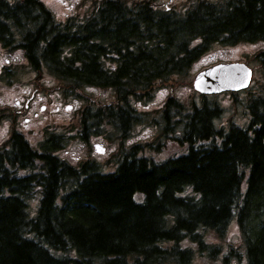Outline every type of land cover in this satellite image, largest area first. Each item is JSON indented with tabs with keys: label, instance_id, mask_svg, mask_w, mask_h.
Returning <instances> with one entry per match:
<instances>
[{
	"label": "trees",
	"instance_id": "16d2710c",
	"mask_svg": "<svg viewBox=\"0 0 264 264\" xmlns=\"http://www.w3.org/2000/svg\"><path fill=\"white\" fill-rule=\"evenodd\" d=\"M159 2L92 0L59 22L40 0H0L2 48L82 102L69 132L0 145V264H264V85L230 95L241 123L215 124L216 96L142 109L215 46L264 44V0ZM247 59L264 74V50ZM144 127L154 138L126 145ZM91 136L115 143L114 172L60 157Z\"/></svg>",
	"mask_w": 264,
	"mask_h": 264
},
{
	"label": "rangeland",
	"instance_id": "374dc122",
	"mask_svg": "<svg viewBox=\"0 0 264 264\" xmlns=\"http://www.w3.org/2000/svg\"><path fill=\"white\" fill-rule=\"evenodd\" d=\"M47 8L48 10L53 14L56 20H62L63 16L67 17L68 15H73L77 14L79 12L84 13L87 8H89V4L91 0H40ZM164 1H169V0H162ZM176 1H182V0H176ZM264 50V44H250V43H243L236 45L234 47L230 48H220L218 46H215L212 48V50L203 58L199 59L197 62H195L188 73L187 80L189 81H183L182 83L178 84L179 90L174 91L176 94L180 95H188L191 93L192 88L189 86V82L191 84L192 78L196 73L199 71L214 65L216 63L220 62H234V61H243L246 62L247 58H250L253 54L256 52ZM9 62L10 64H13L17 67H21L20 63L23 62V59L21 57V54L17 51L13 52H8L0 47V67L2 65L6 64ZM249 62V60H248ZM249 67L254 71L255 79L257 80L256 83H254L253 87H257V83L259 84H264V77L260 70L258 69L257 65H254L252 62H249ZM28 77H25V82H28L32 79L31 75H27ZM22 93H24L27 90H30V86L25 85L22 88ZM87 92L93 94L95 98H99L101 100H104L106 102L110 101L112 99V93L110 91L102 92V91H97L92 88H87ZM170 93L169 90L166 89H161L155 93L154 99L148 103L143 109L147 110H155L160 107L162 104L163 100L165 97ZM24 95V94H23ZM49 96L50 99L52 100H57L55 95L51 93ZM26 99V98H24ZM218 102L221 104V106L224 109V115L221 120H218L216 122L217 125L223 124L224 121L232 116L233 117H240L241 116V111L239 109L234 110L231 107V102H230V97L229 95L221 94L217 96ZM3 101L7 104H12L13 103V96L9 93L5 92L2 90V87H0V104H3ZM42 103H45L43 100H39L37 103L36 108L30 109L29 113L26 114V116L21 117L19 120V125H23L22 120L24 121L25 117H29L34 114V112L38 113L37 118H32V122L29 123L31 124L32 128L39 132L41 130V127L44 126L45 124H48L50 126L52 125H60L61 123H67L71 120V113L65 112L64 111V105L61 108V111L58 113L59 116H61L60 120H57V116L48 114L47 112L40 113L39 107ZM57 104L55 101L54 106ZM47 116H49L47 118ZM6 127H9L8 121L0 123V143H2L6 139ZM155 134V130L153 128H139L135 130L134 135L127 140V142L133 143V142H140V141H146L151 139ZM99 142L101 146L105 149L104 155H96V159L100 162H106L110 158V154L113 152L115 149L114 144H109L107 140H101L98 137H93L90 140V143H95ZM65 154H61L60 157L63 159L67 160L68 162H74L77 155L79 154L80 157H85V146L83 144H78L77 146H72L70 147ZM91 156L93 154L91 153ZM112 166V165H111ZM110 166V167H111ZM234 226L233 228L231 227V238L232 240H235V231H234Z\"/></svg>",
	"mask_w": 264,
	"mask_h": 264
},
{
	"label": "water",
	"instance_id": "95a60500",
	"mask_svg": "<svg viewBox=\"0 0 264 264\" xmlns=\"http://www.w3.org/2000/svg\"><path fill=\"white\" fill-rule=\"evenodd\" d=\"M250 78L251 71L241 63L217 64L198 73L193 87L203 94L238 91L248 86Z\"/></svg>",
	"mask_w": 264,
	"mask_h": 264
},
{
	"label": "flooded vegetation",
	"instance_id": "af4514ba",
	"mask_svg": "<svg viewBox=\"0 0 264 264\" xmlns=\"http://www.w3.org/2000/svg\"><path fill=\"white\" fill-rule=\"evenodd\" d=\"M16 102H17V101H16ZM17 103H18V102H17ZM29 104H30V102H27V104L24 105V110L27 109V108L29 107ZM42 108H43V107H42ZM42 108H41V110H42Z\"/></svg>",
	"mask_w": 264,
	"mask_h": 264
}]
</instances>
